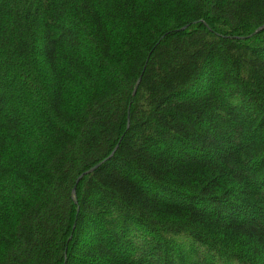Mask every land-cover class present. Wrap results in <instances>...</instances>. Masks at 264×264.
<instances>
[{
	"label": "trees",
	"instance_id": "16d2710c",
	"mask_svg": "<svg viewBox=\"0 0 264 264\" xmlns=\"http://www.w3.org/2000/svg\"><path fill=\"white\" fill-rule=\"evenodd\" d=\"M0 264H264V0H0Z\"/></svg>",
	"mask_w": 264,
	"mask_h": 264
},
{
	"label": "water",
	"instance_id": "95a60500",
	"mask_svg": "<svg viewBox=\"0 0 264 264\" xmlns=\"http://www.w3.org/2000/svg\"><path fill=\"white\" fill-rule=\"evenodd\" d=\"M139 81H140V78L138 79V82H137V83H139ZM134 94H135V91H133V95H134ZM127 126H128V122H127ZM116 148H117V147H116ZM116 148L113 150V152H112V153L110 154V156L107 158V160H109V159H111V158L113 157L114 152L116 151ZM107 160H105V161L99 163L98 165H96L95 167H93L92 169H90L88 172H86V173L84 174V176L87 175V174H89V173L94 172L97 168H99L100 166H102L103 163H105ZM82 177H83V176H81V177L78 179V181H79ZM78 181H77V183H78ZM72 194H73V195L75 194V188H73V190H72Z\"/></svg>",
	"mask_w": 264,
	"mask_h": 264
}]
</instances>
